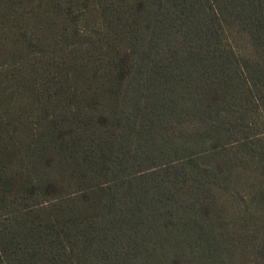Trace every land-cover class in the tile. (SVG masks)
<instances>
[{
	"label": "trees",
	"instance_id": "1",
	"mask_svg": "<svg viewBox=\"0 0 264 264\" xmlns=\"http://www.w3.org/2000/svg\"><path fill=\"white\" fill-rule=\"evenodd\" d=\"M124 1L94 42L83 0H54L70 32L0 53V83L44 98L20 133L0 120V264H229L217 191L264 175V0Z\"/></svg>",
	"mask_w": 264,
	"mask_h": 264
},
{
	"label": "rangeland",
	"instance_id": "2",
	"mask_svg": "<svg viewBox=\"0 0 264 264\" xmlns=\"http://www.w3.org/2000/svg\"><path fill=\"white\" fill-rule=\"evenodd\" d=\"M7 1L0 0L2 55H12L22 50L24 44L21 43V33L24 29L34 39L52 42L70 32L75 25L65 21L64 14L58 7H52L54 0H11L19 2L15 9H10ZM109 1L83 0L82 8L79 6L77 9L80 20L76 25L86 32L90 41H97L98 33H104L102 31L108 23L109 10L104 11L102 7ZM121 2L125 1L113 0L114 4ZM225 41L240 56L260 61L263 58L242 31L233 28L227 30ZM91 72L93 73L90 70L88 75ZM101 73L102 70L97 75ZM83 74V71L71 73L68 83L72 88L80 83ZM29 88L28 85H19L13 80L0 83V120L16 127L18 133L24 123L37 118L44 103V98L42 101L38 100ZM263 134L264 127L258 137ZM217 195V206L220 208L217 224L226 260L229 264H254L256 261L264 263L263 258L257 259L259 251L264 248V175L251 163L237 168L233 171L228 186L217 191Z\"/></svg>",
	"mask_w": 264,
	"mask_h": 264
}]
</instances>
